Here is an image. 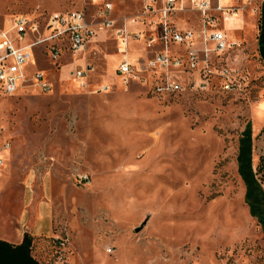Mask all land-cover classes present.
Wrapping results in <instances>:
<instances>
[{"label": "rangeland", "instance_id": "obj_1", "mask_svg": "<svg viewBox=\"0 0 264 264\" xmlns=\"http://www.w3.org/2000/svg\"><path fill=\"white\" fill-rule=\"evenodd\" d=\"M108 1L116 27L125 19L143 23L134 25L139 37L128 28L140 43L118 53L108 30L77 60L36 55L26 65L29 73L43 71L51 91L30 79L13 95L0 91V144L9 145L0 170V223L25 230L19 218L27 197L31 208L45 203L52 235L32 238L44 264H264V218L250 213L237 161L249 127L251 170L264 194L262 0H227L235 14L225 21L215 13L228 45L222 51L198 34L190 4L177 3L184 8L168 23L192 28L197 61L186 68L187 46L167 45L183 63L169 69L183 89L167 93L154 89L164 80L161 71L146 68V58L164 49L158 17L142 15L145 0ZM100 7L93 0H0V28L11 16L44 23L53 12L71 10L96 23ZM124 56L133 58L138 79L115 75ZM85 62L94 70L79 87L70 72Z\"/></svg>", "mask_w": 264, "mask_h": 264}, {"label": "built area", "instance_id": "obj_2", "mask_svg": "<svg viewBox=\"0 0 264 264\" xmlns=\"http://www.w3.org/2000/svg\"><path fill=\"white\" fill-rule=\"evenodd\" d=\"M100 3L99 22L95 25L86 20L84 11L71 10L67 12H53L49 14L44 23H40L26 15L11 16L0 28V91L4 95H13L27 79L42 92L52 90V84L44 75L43 71L35 69L27 72L25 67L30 64L36 55H40L55 63L61 58L62 53L68 52L75 60L85 51L86 46L94 38L97 31L112 29L116 38L119 39L118 51L124 50L129 33L125 21L120 27L115 26V20L111 18L112 4L108 0H93ZM191 8L199 15L201 30L198 34L202 37H210L215 43V48L222 51L228 48L224 33L216 29L217 16L221 14L225 21L235 14L232 7L222 3L224 0H187ZM245 3L250 0H243ZM263 1V0H262ZM183 0H162L157 6L155 0H145L143 3L142 15L158 13L160 20L156 26V36L164 49L154 53L147 58L146 68L149 71L158 69L164 79L155 85L157 92L167 93L182 90V83H179L176 76L170 75L169 69H178L182 66L179 57L171 58L168 55L167 45L169 43L185 44L186 68L193 69L196 66V51L191 48L194 33L192 30H177L168 22L169 16L178 8L177 3ZM140 21L135 18L131 22ZM139 37V33H134ZM153 39L148 40V46ZM94 68L90 63L75 65L70 72V79L83 87L86 78L93 72ZM133 65L122 60L116 67V74L131 79H138ZM9 148L8 143L0 144V170L3 165L2 153ZM58 243L62 242L58 239ZM109 251V250H107Z\"/></svg>", "mask_w": 264, "mask_h": 264}, {"label": "crops", "instance_id": "obj_3", "mask_svg": "<svg viewBox=\"0 0 264 264\" xmlns=\"http://www.w3.org/2000/svg\"><path fill=\"white\" fill-rule=\"evenodd\" d=\"M185 1L188 2L187 0H185ZM155 2L157 4V6H159V5H161L162 0H155ZM222 3L226 5L227 4V0L222 1ZM149 14L143 15V16L146 17V18L147 17L149 18V17L157 16L158 17L157 18L158 21L160 20V15L157 12L155 14L154 13H149ZM237 16H239V15L236 14L233 19H236ZM97 18H99V17H97ZM89 23L95 25V23H93V22H89ZM136 24H140L141 28L143 27V23L142 22L137 21V22L131 23L130 21L125 19V25H126V29H127L128 33L130 31L128 28H130V29L132 28V29H134L136 31L134 33H138V30H140V29H137V28L134 27V25H136ZM178 25L181 26V24H178ZM175 28L177 30L179 29L178 27H175ZM108 30L111 33L114 34L112 29L100 30L101 36L99 38H97V37H95L96 36L95 35L94 38L91 40V42L96 41V40L97 41L98 40H103L106 37L107 32H109ZM179 30H192V28L190 26H185V27H183L182 29H179ZM130 37L131 36H129L127 38V42H126V45H125V48H124V53H121V54L125 55L126 52L129 49V47H131V46H133V45H135L137 43H140L139 40L134 41V40L130 39ZM116 46H117V48L120 47L119 39H117ZM118 53H120V52L118 51ZM66 55H68V52L66 54V52L64 51L62 53L61 57H64ZM69 58L72 59V61L75 60L72 56H70ZM147 58H149V57H147ZM147 58H146V60H147ZM132 59L133 58H131L129 60V58L124 56L123 60H126V61L130 62ZM115 75H117V74L115 73ZM27 198L28 199L26 200V202H27V205H29V208L27 210H24L22 212L20 218H19V222H20V224L22 226L27 225L25 230L16 229V231L10 232L8 230H5V228L0 223V264H12L13 263V261H12V249H13V247L18 246L22 242L24 233H27L31 238H34V237H37V236L48 237V236L52 235L51 213L47 209L46 204L43 203V202H40V203L37 204V209L36 208H31L32 205H30V204H32V202H33V196L30 195ZM30 256L35 261H37L38 263L44 264L39 258H37V256H35L33 254V243L31 245ZM23 262H26V256L23 257Z\"/></svg>", "mask_w": 264, "mask_h": 264}, {"label": "trees", "instance_id": "obj_4", "mask_svg": "<svg viewBox=\"0 0 264 264\" xmlns=\"http://www.w3.org/2000/svg\"><path fill=\"white\" fill-rule=\"evenodd\" d=\"M264 25V0L261 2V28ZM263 32L260 29L258 35L259 53L264 60V46H262ZM250 128H246L242 138L239 140V152L237 155L238 173L246 183L247 191L245 193V200L250 208L252 215L263 216L264 218V194L255 187V179L250 165ZM264 220V219H263ZM264 222V221H263ZM264 225V223H263ZM264 230V229H263ZM32 245V238L24 233L22 242L12 249V264H40L30 256ZM26 256V262H23V257Z\"/></svg>", "mask_w": 264, "mask_h": 264}, {"label": "bare ground", "instance_id": "obj_5", "mask_svg": "<svg viewBox=\"0 0 264 264\" xmlns=\"http://www.w3.org/2000/svg\"><path fill=\"white\" fill-rule=\"evenodd\" d=\"M121 51H122V50H120L119 52H121ZM123 51H124V50H123ZM123 51H122V52H123Z\"/></svg>", "mask_w": 264, "mask_h": 264}]
</instances>
